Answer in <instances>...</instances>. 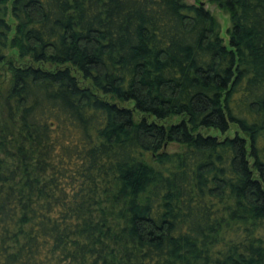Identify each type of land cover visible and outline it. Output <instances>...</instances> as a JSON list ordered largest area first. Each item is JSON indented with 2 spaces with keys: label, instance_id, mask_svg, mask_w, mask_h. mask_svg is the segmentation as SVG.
<instances>
[{
  "label": "trees",
  "instance_id": "1",
  "mask_svg": "<svg viewBox=\"0 0 264 264\" xmlns=\"http://www.w3.org/2000/svg\"><path fill=\"white\" fill-rule=\"evenodd\" d=\"M207 2L0 0V264H264V0Z\"/></svg>",
  "mask_w": 264,
  "mask_h": 264
},
{
  "label": "rangeland",
  "instance_id": "2",
  "mask_svg": "<svg viewBox=\"0 0 264 264\" xmlns=\"http://www.w3.org/2000/svg\"><path fill=\"white\" fill-rule=\"evenodd\" d=\"M184 2L186 4H202L203 7L208 10L210 12V14L216 19V21L218 22L219 24V35L220 37L224 40V42H226V35H225V29L227 28L228 26V17L225 13H223L222 11H220L219 9H217L214 5H211L207 2V0H184ZM9 22H13L10 18H9ZM7 55L10 56L16 65H23L24 63H27L28 61L27 60H24V61H19L17 56H16V52L14 50H10L8 49L7 50ZM44 69H47V70H53L55 69V67L53 66H50V65H44L42 66ZM0 85L1 86H6L7 82H8V78H9V75L6 73V65L3 64V66L1 67V71H0ZM78 79L80 80L81 84L82 85H86L85 82H83L80 78V76L78 75ZM131 107V105H129ZM136 119H140L141 116L140 115H135ZM208 134H211V135H214L216 137H221L218 133H213V132H209ZM226 135L228 136H232L233 135V130H230ZM180 147L175 145V144H172L170 146H168L166 148V150L168 152H171V151H176L178 150Z\"/></svg>",
  "mask_w": 264,
  "mask_h": 264
},
{
  "label": "water",
  "instance_id": "3",
  "mask_svg": "<svg viewBox=\"0 0 264 264\" xmlns=\"http://www.w3.org/2000/svg\"><path fill=\"white\" fill-rule=\"evenodd\" d=\"M200 5H202V4H200Z\"/></svg>",
  "mask_w": 264,
  "mask_h": 264
}]
</instances>
